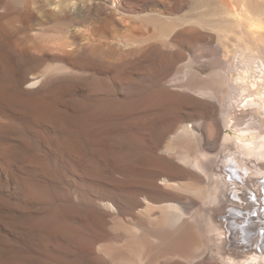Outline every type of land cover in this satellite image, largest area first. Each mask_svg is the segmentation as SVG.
I'll list each match as a JSON object with an SVG mask.
<instances>
[{
  "label": "rangeland",
  "instance_id": "rangeland-1",
  "mask_svg": "<svg viewBox=\"0 0 264 264\" xmlns=\"http://www.w3.org/2000/svg\"><path fill=\"white\" fill-rule=\"evenodd\" d=\"M7 1L0 0V264H107L101 244L116 252L134 243L113 234L111 215L98 214L99 193L120 194L116 213L130 221L129 201L167 171L163 127L200 115L206 138L216 137L233 53L209 48L213 38L199 35L209 30L185 21L195 0H77L83 10L61 20L36 0ZM216 5L205 9L207 23L219 16ZM156 15L172 18L165 40L154 24L168 20ZM215 69L225 73L218 99L184 89ZM185 70H204V78L186 79ZM37 73L44 81L31 87Z\"/></svg>",
  "mask_w": 264,
  "mask_h": 264
},
{
  "label": "bare ground",
  "instance_id": "bare-ground-1",
  "mask_svg": "<svg viewBox=\"0 0 264 264\" xmlns=\"http://www.w3.org/2000/svg\"><path fill=\"white\" fill-rule=\"evenodd\" d=\"M28 1L35 0L7 2L20 5ZM36 1L43 3L59 20L83 10L77 0ZM215 1L219 16L207 18L215 20L210 23L204 20L210 0H195V14L185 21L209 30L199 33L213 38L207 44L209 48L233 53L229 76H225L224 104L214 117L219 130L213 140L207 139L204 133L206 120L200 115L194 118L180 115L176 124L162 128V134L167 138L162 147L167 171L148 185L143 198L135 194L129 201L130 211L133 210L130 221H124L119 217L121 214L116 213L120 194L115 190L106 194L102 191L103 195L99 193L96 203L92 200L98 214L112 216L111 228L116 230L112 233L121 231L134 243V247L126 243L125 248L116 252L104 251L107 243L106 248L101 244V250H104L100 251L106 253L103 261L107 264H264V223L255 221L256 217L264 215L261 209L264 206V0ZM159 15L154 18L168 21L156 22L154 27L165 40L174 24H171V17ZM136 41L125 40L123 44L134 47ZM0 64L5 72L1 58ZM203 72L185 70L183 76L202 78ZM37 74H31L26 81L31 87L46 77L44 75L41 81L42 75ZM222 74L225 75L221 69L212 70L205 75L204 83L195 87L185 85L184 89L204 98L218 99L222 88L217 90L215 87H223ZM16 84L15 90L19 88ZM188 177L191 180L185 179Z\"/></svg>",
  "mask_w": 264,
  "mask_h": 264
},
{
  "label": "snow or ice",
  "instance_id": "snow-or-ice-1",
  "mask_svg": "<svg viewBox=\"0 0 264 264\" xmlns=\"http://www.w3.org/2000/svg\"><path fill=\"white\" fill-rule=\"evenodd\" d=\"M242 127H246V126H244V125H241Z\"/></svg>",
  "mask_w": 264,
  "mask_h": 264
}]
</instances>
